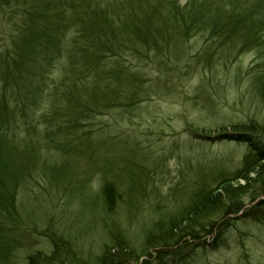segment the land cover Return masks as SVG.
Instances as JSON below:
<instances>
[{
    "label": "rangeland",
    "instance_id": "1",
    "mask_svg": "<svg viewBox=\"0 0 264 264\" xmlns=\"http://www.w3.org/2000/svg\"><path fill=\"white\" fill-rule=\"evenodd\" d=\"M187 1L178 0L180 5ZM260 2L252 10L263 31ZM247 3L251 7L255 1ZM21 22L20 11L9 12L0 0V52L11 45ZM63 34L69 37L70 28ZM204 43L201 35L192 37L175 70L157 75L143 68L159 76L158 96L95 112L83 126L86 140L67 157V170L58 152L37 154L40 161L17 194L14 249L0 263L25 264L33 252L49 254V235L57 234L71 255L67 264H92L104 246L115 248L112 253L127 251L122 252L130 256L127 264H264V195L255 196L259 191L241 198L238 213L213 217L188 231L186 245L181 242L159 259L144 242L149 230L160 231L161 237L168 233L169 222L196 189L241 168L250 147L224 137L239 132L231 125L253 121L264 130V32L245 46L228 45L222 56L214 55L221 52L213 47L211 62L199 65L193 58ZM121 62L135 65L129 57ZM51 74L56 78L58 71ZM255 139L264 147V139ZM104 183L115 188L110 211L99 198Z\"/></svg>",
    "mask_w": 264,
    "mask_h": 264
},
{
    "label": "trees",
    "instance_id": "2",
    "mask_svg": "<svg viewBox=\"0 0 264 264\" xmlns=\"http://www.w3.org/2000/svg\"><path fill=\"white\" fill-rule=\"evenodd\" d=\"M254 1L250 7L248 0H188L182 5L178 0H1L9 12L20 11L23 22L0 52V259L14 249L17 194L40 161L37 154L58 152L67 170V157L86 140L83 126L95 112L158 96L159 76L143 68L157 75L175 70L192 37L205 40L193 58L199 65L225 55L221 49L230 44L255 42L264 30L252 10L261 2ZM67 27L69 37L63 34ZM213 47L221 53L213 55ZM127 57L135 65L121 62ZM54 71L58 74L50 79ZM231 127L239 132L224 137L250 147L241 168L196 189L164 237L155 229L147 232L145 245L157 259L183 241L186 245L188 231L200 223L241 211L248 192L264 195V147L255 139H264L263 127L253 121ZM115 195L114 186L104 183L99 194L103 208L113 209ZM49 236L51 252H33L25 264H67L71 255L62 249L61 236ZM106 247L92 264H127V251L112 253L115 248Z\"/></svg>",
    "mask_w": 264,
    "mask_h": 264
}]
</instances>
